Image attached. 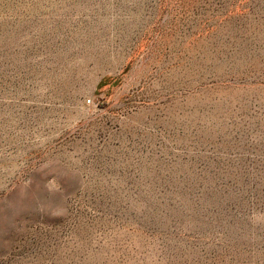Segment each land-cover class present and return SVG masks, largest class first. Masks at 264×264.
I'll use <instances>...</instances> for the list:
<instances>
[{"label":"rangeland","instance_id":"obj_1","mask_svg":"<svg viewBox=\"0 0 264 264\" xmlns=\"http://www.w3.org/2000/svg\"><path fill=\"white\" fill-rule=\"evenodd\" d=\"M0 264H264V0H0Z\"/></svg>","mask_w":264,"mask_h":264},{"label":"built area","instance_id":"obj_2","mask_svg":"<svg viewBox=\"0 0 264 264\" xmlns=\"http://www.w3.org/2000/svg\"><path fill=\"white\" fill-rule=\"evenodd\" d=\"M88 102H90V100H88Z\"/></svg>","mask_w":264,"mask_h":264}]
</instances>
